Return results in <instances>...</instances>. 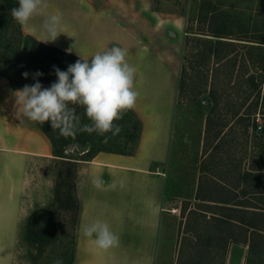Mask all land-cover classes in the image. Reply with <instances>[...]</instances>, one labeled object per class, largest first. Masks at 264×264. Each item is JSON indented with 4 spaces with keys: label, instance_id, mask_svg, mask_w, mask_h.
Listing matches in <instances>:
<instances>
[{
    "label": "rangeland",
    "instance_id": "rangeland-1",
    "mask_svg": "<svg viewBox=\"0 0 264 264\" xmlns=\"http://www.w3.org/2000/svg\"><path fill=\"white\" fill-rule=\"evenodd\" d=\"M87 2L93 6L110 9L132 32L158 51L167 53L170 45L169 52L178 68L170 157L165 167L166 209L162 212L158 237L154 244V264H225L231 242L234 241L227 237L228 234L237 233V236L243 238L244 233L247 232L241 225L242 230L235 232L229 216L240 215L243 211L235 212L231 210L232 207L207 204L199 197L211 194L217 199L228 201L238 194L239 201L253 204L251 199L253 196L243 198L242 187H239L237 193H229V188L223 184L205 187L201 178L206 155L204 153L206 119L212 104L210 98L212 70L216 69V65L209 63L208 56L202 54L205 43H200L198 36L215 39L216 37L209 33L212 30H219L227 36L223 37L224 39L239 42L238 49L231 55V57L238 56L240 60L243 56L246 58L245 63L238 60L234 71V81H239L235 85L221 88L220 79L221 82L217 81L216 86L223 93L225 114L228 116L233 114L229 111L230 104L233 103H237L238 106L243 104L240 110L247 112L256 99L258 90L253 91L250 84L245 81L252 75L258 81L264 78L262 61L254 62L248 59L250 43L264 45L259 42L264 41V0H87ZM18 38L23 40L25 37L20 33L18 24L11 19L0 30V57L3 58L5 70L14 80H24L25 78H22L24 72L29 73L27 79H34L36 68L28 61L29 59L16 56L13 49L8 50L10 45H16ZM249 39L257 41H249ZM259 48L253 50L255 58L261 56L262 51ZM21 68L23 72L19 74ZM227 77L223 73L217 78ZM262 86L264 87V82ZM246 97L248 100L244 103ZM78 109L82 118V108L77 107L76 110ZM226 110L229 112L227 113ZM123 117L129 121L115 122L121 127L117 136L111 137L109 133L111 138L104 142L103 137L93 133L94 138L87 141L85 146L91 148L111 146L117 147L120 151L135 148L133 139L125 137L127 126L134 122L130 110ZM256 118L264 126V107L258 108ZM245 121L238 123L233 119L223 128L221 133L223 144L217 150L218 154L227 157L232 155L235 159H239L242 170L252 167L253 164L263 168L262 144L253 140L251 127L248 132L245 130ZM87 123L88 120L82 122V124ZM84 137L86 136L83 133H78L72 138L64 146L65 153L73 157H83L84 155H81L83 144L80 140ZM82 161L84 160L78 159L77 162H69L55 155L32 157L29 160L22 196V207L25 209L23 212L28 211L29 216L36 208L51 207L56 212L57 225L52 227L55 232L53 241L40 248L27 238L25 221L28 216L22 220L18 240L14 244L13 264H54L57 259L63 264L74 263L75 256L73 258L72 255L76 248L80 211L60 207L67 206V202L64 200V205L55 203V193L56 186L61 181L65 190L70 187L74 191L82 205L81 189L86 174L83 165L85 163ZM221 169L222 167L219 166L212 167V172L221 175L222 179H226L225 182L229 180L234 185L233 171ZM206 209L221 212L220 215L223 217L220 219L227 222L220 223L217 220L219 217H215ZM246 215L249 216V213ZM53 220V215L47 219L50 226ZM262 220L258 221L262 222ZM231 226L233 230L230 229ZM255 241H259L260 245L249 248L248 262L264 264V236L256 235Z\"/></svg>",
    "mask_w": 264,
    "mask_h": 264
},
{
    "label": "crops",
    "instance_id": "crops-1",
    "mask_svg": "<svg viewBox=\"0 0 264 264\" xmlns=\"http://www.w3.org/2000/svg\"><path fill=\"white\" fill-rule=\"evenodd\" d=\"M47 4L49 14L62 16L60 30L64 33L47 44L71 49L85 59L113 46L126 50L128 62L136 68L134 86L139 95L133 110L142 122L134 153L101 151L93 159L82 161L86 174L73 264H154V244L166 209L165 167L170 157L177 96L178 68L169 52L171 47L167 53L158 51L110 9L90 5L87 0H47ZM42 19L36 17L21 28L41 40ZM16 89L0 75V264H13L20 224L28 216L22 207L28 162L32 157L53 156L50 139L36 123L16 118L12 96ZM212 167L209 165L208 173L202 172L204 186L223 184L229 193H237L239 187H233L228 179L225 182L212 172ZM93 178H101L103 187L95 188ZM238 197L228 201L211 194L199 198L207 204L232 207L228 209L233 211L253 209ZM206 211L218 219L223 217L214 209ZM96 220L110 225L119 237L118 246L101 250L93 238L82 234L81 225ZM249 248V239L231 242L225 264H249Z\"/></svg>",
    "mask_w": 264,
    "mask_h": 264
},
{
    "label": "trees",
    "instance_id": "trees-1",
    "mask_svg": "<svg viewBox=\"0 0 264 264\" xmlns=\"http://www.w3.org/2000/svg\"><path fill=\"white\" fill-rule=\"evenodd\" d=\"M0 10L2 8V12H0V30L2 26L13 19L10 15V10L14 7H18V0H0ZM20 33L24 35V39L18 38V41L16 42V45L12 46L10 45L8 50L13 49L15 51L16 56L20 57L23 56L24 58H28L29 62L32 63V65L36 68L35 73L41 72L43 73L42 76L36 77L34 79H24V80H14V78L6 72L5 66L3 64V58L0 57V75L7 77L10 80L11 85L14 88H22L24 85H32L33 83L38 80L44 87H49L53 82L56 81L57 77L55 75L54 68H59L62 71H66L68 65L75 63L78 59H81V57L77 56L76 54L66 51L58 46L46 44L43 42H40L39 39L36 37L25 33L21 26L18 24ZM210 32V31H209ZM201 33V32H200ZM202 34H205L202 32ZM210 35L215 36L216 38H209V37H201L198 36L200 43H205L203 46L205 48L204 51H202V54L208 56L209 63H214L216 65V69L212 70V84L210 89V98L212 101V104L210 106L209 112L207 114L206 119V129H205V138H204V153L206 154V157L203 160V170H205L208 173L209 165H213L214 167L220 166L222 167L221 170H229L231 169L233 173L235 174V184L232 185L233 187H242V193L247 196H253L252 203L253 204H247L253 209L251 210H243V209H234L236 212H241L240 215L236 216H229V219H231V224L233 227H235L236 230H242L241 227L245 228L247 232L244 233V237L237 236V233H232L231 235L228 234L227 237L229 239L234 241H247L249 239L250 247L253 248L255 246H259V241H255V236L260 235L264 236V167L259 168L255 164H253L252 167L242 170L240 167V160L235 159L232 155L223 156L218 154V149L221 148V145L223 144V135L221 134L223 131V128L230 123V121H233L235 119V122H244V128L248 132L249 128L251 127L253 129V140L255 142L260 141L262 144V153H264V126H262L256 118L257 110L258 108L264 107V87L262 86L264 82V78H261L260 81L257 80V78H254V75L250 76V78H247L245 83L250 84L253 91L258 90V94L256 95V99H254L251 108L247 112H242L240 109L242 108L243 104L237 105V103L230 104L229 111L233 112V114H225L224 111V98L223 93L220 92V88L216 86V82L219 81L222 82L221 88H226V85L229 86L231 84H234L238 82L237 80L234 81L233 75L235 68L238 63V56L231 57L232 53L235 52L238 49L239 42L233 41V40H227L223 37H227L226 35H223L222 32L219 30H212V32L209 33ZM248 40V39H246ZM249 41H257V40H250ZM264 43V41H259ZM244 43V42H241ZM247 44V43H244ZM249 48L251 50H248L249 57L248 59L250 61L256 62L262 61L263 68H264V45L258 46L255 43H250ZM260 47L259 49L262 51L260 54L261 56L259 58H255L254 51L255 48ZM85 59V58H84ZM90 59V58H87ZM244 59L245 56L241 58L240 61L246 62ZM15 65V64H14ZM221 65V66H220ZM225 65H227L225 67ZM23 70L20 69L19 74H22ZM226 74L227 78H217L218 76H221ZM24 78V77H22ZM221 79V80H220ZM249 97V96H248ZM248 97H246L244 100V103L248 100ZM77 114L80 115V110H76ZM83 111V109H82ZM226 110V112H229ZM131 118H134V122L131 125H128L125 131V137L128 139H133L135 145V148H132L129 151H120L117 149V147H111V146H94V147H87L85 146L87 141H90V139H93V134L89 135L87 133H83L86 137L81 139V143L83 144L82 154L83 157H73L69 156L65 153L64 146L69 143L72 139V137L64 138L57 133V131H54L51 129L49 124H39L36 123V126L44 132L48 138L50 139V142L52 144L53 148V155L57 157H61L62 160H66L69 162H77L78 159L82 160H91L93 157H95L99 152L101 151H108V152H120V153H126V154H132L136 150V146L138 143V139L140 137L141 129H142V122L140 118L137 116L135 111L132 109L130 110ZM251 115H253V118H251ZM87 121V118L84 116V112L82 113L81 122L85 123ZM120 121V120H119ZM122 122L129 121L127 118L123 117L121 119ZM259 127L261 128V132L258 131ZM110 136V134H108ZM81 136H78L80 138ZM87 156V157H86ZM234 164V165H233ZM229 166V168H227ZM263 171V172H260ZM205 178H207V174L204 175ZM232 178L234 179V176L232 174ZM231 178V179H232ZM246 185V186H245ZM64 200L67 202V206H60L62 208L75 210L77 212L81 209V204L79 202L78 197L74 193V191L68 187L65 190V187L63 186V183L58 182L56 186V193H55V203H62L61 205H64ZM239 201V200H238ZM55 211L51 207H39L33 210L29 216L27 217L25 221V231L27 234V238L31 243L38 245L40 248L45 247L49 243H51L55 237L53 226L57 225L56 218H55ZM246 213H249V216L246 215ZM53 215L54 220L52 223V226H50L47 222V219ZM226 215V214H225ZM227 218V217H226ZM236 220L234 223L233 220ZM259 219L262 220V222L258 221ZM220 223L221 222H227L226 220L217 219ZM228 220V219H227ZM231 226V230L232 229ZM239 226V228H238ZM51 227V228H50ZM244 230V229H243ZM249 234V235H248ZM73 258L75 256V250L73 251Z\"/></svg>",
    "mask_w": 264,
    "mask_h": 264
},
{
    "label": "clouds",
    "instance_id": "clouds-1",
    "mask_svg": "<svg viewBox=\"0 0 264 264\" xmlns=\"http://www.w3.org/2000/svg\"><path fill=\"white\" fill-rule=\"evenodd\" d=\"M47 9V0H18V7L12 8L10 15L22 27L36 17H42L40 32L43 38L39 41L54 43L63 33L60 30L62 16L49 14ZM54 71L57 79L49 87L36 80L32 85L26 84L13 91L17 119L47 123L64 138H75L78 133H95L107 142L120 133L121 127L115 122L135 107L139 95L134 86L136 68L128 62L125 49L113 46L95 53L90 59L81 57L68 65L66 71L59 68ZM22 75L27 79L29 73ZM42 75L35 73V77ZM77 107L83 109L89 123L82 124ZM92 184L100 189L104 182L101 178H93ZM120 186H124L123 181ZM81 232L85 237L93 238L94 245L101 250L119 244V237L102 220L82 224ZM54 264L63 262L57 259Z\"/></svg>",
    "mask_w": 264,
    "mask_h": 264
},
{
    "label": "water",
    "instance_id": "water-1",
    "mask_svg": "<svg viewBox=\"0 0 264 264\" xmlns=\"http://www.w3.org/2000/svg\"><path fill=\"white\" fill-rule=\"evenodd\" d=\"M258 131H259V132L261 131V127H259Z\"/></svg>",
    "mask_w": 264,
    "mask_h": 264
}]
</instances>
